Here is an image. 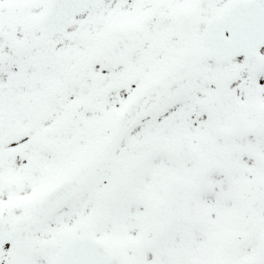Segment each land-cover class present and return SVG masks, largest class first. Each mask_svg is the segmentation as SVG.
<instances>
[{"label": "snow or ice", "instance_id": "6c2138e0", "mask_svg": "<svg viewBox=\"0 0 264 264\" xmlns=\"http://www.w3.org/2000/svg\"><path fill=\"white\" fill-rule=\"evenodd\" d=\"M0 264H264V0H0Z\"/></svg>", "mask_w": 264, "mask_h": 264}]
</instances>
